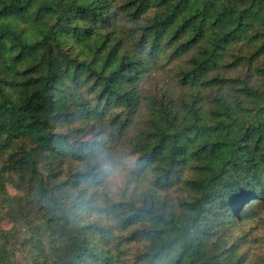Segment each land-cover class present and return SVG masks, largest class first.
Here are the masks:
<instances>
[{
	"label": "trees",
	"instance_id": "1",
	"mask_svg": "<svg viewBox=\"0 0 264 264\" xmlns=\"http://www.w3.org/2000/svg\"><path fill=\"white\" fill-rule=\"evenodd\" d=\"M3 219L0 264H264V0H0Z\"/></svg>",
	"mask_w": 264,
	"mask_h": 264
},
{
	"label": "rangeland",
	"instance_id": "2",
	"mask_svg": "<svg viewBox=\"0 0 264 264\" xmlns=\"http://www.w3.org/2000/svg\"><path fill=\"white\" fill-rule=\"evenodd\" d=\"M0 225L6 231L15 230V232H17L20 240H23L25 237L28 236V231H27L26 227L21 222H18L16 224V223H13L7 219H3V220H1ZM19 264H24V263H22V261H19Z\"/></svg>",
	"mask_w": 264,
	"mask_h": 264
},
{
	"label": "clouds",
	"instance_id": "3",
	"mask_svg": "<svg viewBox=\"0 0 264 264\" xmlns=\"http://www.w3.org/2000/svg\"><path fill=\"white\" fill-rule=\"evenodd\" d=\"M108 173H111V175H108L105 183L108 184L109 188H111V181L113 180V178L117 175H121L124 173V168H116L114 171L111 168H108L107 164L105 165ZM114 190V189H112Z\"/></svg>",
	"mask_w": 264,
	"mask_h": 264
}]
</instances>
